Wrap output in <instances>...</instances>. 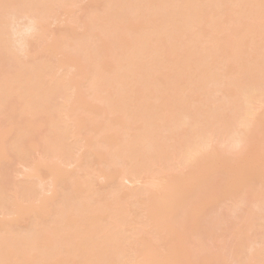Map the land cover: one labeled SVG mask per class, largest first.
I'll return each mask as SVG.
<instances>
[{
  "label": "bare ground",
  "instance_id": "6f19581e",
  "mask_svg": "<svg viewBox=\"0 0 264 264\" xmlns=\"http://www.w3.org/2000/svg\"><path fill=\"white\" fill-rule=\"evenodd\" d=\"M79 1L0 0V264H264V0Z\"/></svg>",
  "mask_w": 264,
  "mask_h": 264
},
{
  "label": "rangeland",
  "instance_id": "374dc122",
  "mask_svg": "<svg viewBox=\"0 0 264 264\" xmlns=\"http://www.w3.org/2000/svg\"><path fill=\"white\" fill-rule=\"evenodd\" d=\"M83 1H84V0H83ZM79 2H80L79 5L82 6V3H81L82 1L80 0ZM85 2H86L85 4H88L89 0H86ZM90 2H91V1H90ZM90 2H89V4H88V6H90V8H88V10H86V11H88V12L91 13V12H94V11L97 9V5L94 4V5H95V6H94V5H92V3H94V2H91V4H90ZM85 4H84V2H83L84 7H85ZM81 6H79V7H80V8H83V6H82V7H81ZM85 8H86V7H85ZM77 10L80 11V13H81V11H82V10H79V9H77ZM78 11H77V14L79 15ZM97 11H98V9H97ZM83 12H84V11H82V13L80 14L81 17H80V15H79V17H80V18H83V20H85V18H86V15H85V14H86L87 12H84V13H83ZM82 14H83V16H82ZM61 15H62V14H61ZM78 15H77V17H78ZM62 16H64V13H63ZM79 17H78V18H79ZM61 18H62V17H61ZM61 18H60V20H61ZM63 18H65V16H64ZM63 18H62V22L60 21V23H62V24L65 22V21L63 22ZM80 18H79V19H80ZM67 19H68V16H67L66 20H67ZM64 20H65V19H64ZM77 20H78V19H77ZM83 20L81 19L80 21L84 22ZM66 23H67V21H66ZM80 23H81V22H80ZM55 24H56V23H55ZM57 24H58V25H57ZM57 24H56V25L53 24V29L55 30V33H58V32L61 33V31H60V27H61L62 25L59 26V22H58ZM82 24H83V23H82ZM63 25H65V24H63ZM78 25H80V24L78 23ZM77 27L79 28L80 26H77ZM81 27H82L83 30H84V26L81 25ZM50 28L52 29V27H50ZM63 28H64V27L62 26L61 30H62ZM82 28H81V29H82ZM79 29H80V28H79ZM79 29H78L77 31H80V32H81V30H79ZM52 32H53V31H52ZM82 32H83V31H82ZM82 32H81V33H82ZM60 33H58V34H60ZM78 33H79V32H78ZM53 34H54V32H53ZM58 34H55V35L58 37ZM55 35H54V36H55ZM69 44H71V43H69ZM59 56H60V57H59ZM59 56H58V57L61 58L62 56H65V55H62V56L59 55ZM65 58H66V57H65ZM63 59H64V57H63ZM60 60H61V59H60ZM64 60H65V59H64ZM65 61L67 62V60H65ZM67 63H68V64H69V63L71 64V65L69 64L70 66H68V67H69V68H72V69H70V70H73L72 63H71L70 61H68ZM67 63H66V64H67ZM68 64H67V65H68ZM74 70H75V68H74ZM74 70H73V72L71 71V74H69V72H66V73H68V75L70 76V75H72V73H75L76 70H75V71H74ZM56 71H57V70H56ZM59 71H60V70H59ZM65 71H67V70H64V71L61 70L60 72H65ZM56 73H57V72H56ZM85 82H86V80H85ZM87 82H88V80H87ZM87 82H86L85 85H81V88H82V89H84L85 87H87V85L90 84V83L87 84ZM83 83H84V82H83ZM81 84H82V83H81ZM83 86H84V87H83ZM90 97H91V96H90ZM90 97H89V98H90ZM88 100H89V99H88ZM93 100H94V97H91V98H90V103H92L91 101H93ZM93 102H94V101H93ZM96 103H97V101H96ZM93 104L95 105V102H94ZM91 105H92V104H91ZM96 105H97V104H96ZM98 105H99V103H98ZM81 132H83V131H81ZM70 141H74V140H70ZM84 150H85V148H84ZM84 150L82 149L83 152H84ZM80 151H81V150H80ZM80 151H79V152H80ZM82 151H81V152H82ZM85 151H86V150H85ZM38 152H39V151H37V152L35 151V152H34V153H36V155H37L36 158H39V155H40L39 153H40V152H39V153H38ZM80 154H81V153H80ZM83 154H85V153H83ZM83 154H81V155H83ZM81 155H79V156H81ZM34 156H35V154H34ZM88 162H89V161H88ZM83 163H84V162H83ZM86 163H87V161H86ZM94 164H95V163H93V165H94ZM74 165H75L76 167H75ZM74 165H73V166H69V167H75V169H74V168H70V170H72V169L76 170V168H78L76 164H74ZM95 166H96V165H95ZM19 167H20V166H19ZM98 167H99V166H98ZM98 167H97L96 169H98V172H99V170H100L101 167H100V168H98ZM21 168H22V166H21ZM16 169H17V166H16ZM66 169H69V168L67 167ZM19 170H20V169H19ZM23 170H24V168H23ZM23 170H20V172L22 173ZM76 171H77V170H76ZM92 171L96 172L95 167H94V170H93V168H92L90 172H92ZM82 173H84V172H82ZM16 174H17V173H16ZM16 174H15V177L17 178L16 180L20 179L21 177H20L19 175L16 176ZM97 174H99V173H97ZM18 176H19V178H18ZM21 176L23 177V175H21ZM98 177H99V176H98ZM161 177H162V176H161ZM91 178L94 179V187H93V188H94L95 190H97V191H101V192L103 193L104 197L106 196V194H107L110 190H111V191L113 190V188H114V183L116 182V180H115L114 182H113V180H112V184H111V183L107 182V180L104 179V178H101V180L104 179V180H106V181H104V180L101 181L100 179L98 180V178H96V174H95V173L91 175ZM121 178H122V177H120V179H121ZM21 179H24V178H21ZM96 179H97V180H96ZM120 179H119V181H120ZM122 179H123V178H122ZM117 180H118V179H117ZM144 180L146 181V179L143 178V179H141L138 183H134V182L132 183V182H130V181L123 180V183H124V184L122 183V184H123L122 186L124 187V185H125L124 188H126V189L128 188L129 190H128V189H127V190H128L129 192H131L132 190H140V189L145 188V186H147V184H146V182H145ZM18 181H19V180H18ZM110 181H111V180H110ZM119 181H118V182H119ZM121 181H122V180H121ZM125 181H126V182H125ZM101 182H102V183H101ZM116 183H117V182H116ZM145 184H146V185H145ZM122 192L124 193V192H127V191L124 190V191H122ZM126 194H127V193H126ZM127 195H128V194H127ZM127 195H121V196L123 197V199H122V200H123V203H124V202H127L126 204H129V203L135 201V199H134L133 197H131L130 195H128V196H127ZM104 197H103V198H104ZM108 197H109V196H108ZM110 197H111V196H110ZM103 198H102V199H103ZM104 199H105V198H104ZM107 199H108V198H107ZM228 201H229V202H226L227 205L231 206L232 202H231L230 200H228ZM104 202H105V201H104ZM226 203H225V205H226ZM102 205H103V203H102ZM225 205H224V206H225ZM32 214H33V213H32ZM31 216H32V217H30V218L32 219V218H33V215H31ZM34 217H35V216H34ZM32 221H33V220H32ZM23 223H24V222H22V224H23ZM22 224L20 223V225H22ZM22 226H23V225H22ZM24 226H25V225H24ZM19 228H20V226H19ZM23 228H25V227H23ZM20 229H22V227H21ZM231 230H232V229H231ZM225 232H226V231H225ZM230 232L232 233V231H229V233L226 232L227 235L230 236V235H231ZM223 234H224V233H223ZM225 235H226V234H225ZM225 235H224V236H225ZM227 237H228V236H227ZM227 237H224V240H225V241H226V239H227V241H228V238L230 239V238L232 237V235H231L230 237H228V238H227ZM232 238H233V237H232ZM230 240H231V239H230ZM257 246H258V245H257ZM259 247L261 248V246H259ZM256 248H257V247H256ZM223 251H224V250H223ZM221 252H222V250H221ZM217 253H220V252L217 251Z\"/></svg>",
  "mask_w": 264,
  "mask_h": 264
}]
</instances>
